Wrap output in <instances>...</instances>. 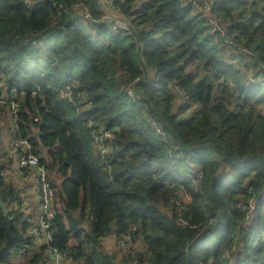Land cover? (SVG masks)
Returning <instances> with one entry per match:
<instances>
[{"label":"trees","instance_id":"1","mask_svg":"<svg viewBox=\"0 0 264 264\" xmlns=\"http://www.w3.org/2000/svg\"><path fill=\"white\" fill-rule=\"evenodd\" d=\"M114 1L126 33L95 0H0V113L55 193L36 250L4 141L0 199L16 207L0 208V264H51V251L63 264H264V0H214L225 37L201 0ZM110 234L130 243L120 258Z\"/></svg>","mask_w":264,"mask_h":264},{"label":"built area","instance_id":"2","mask_svg":"<svg viewBox=\"0 0 264 264\" xmlns=\"http://www.w3.org/2000/svg\"><path fill=\"white\" fill-rule=\"evenodd\" d=\"M98 3V7L101 13V21L106 23L108 30L111 34H119L126 33L130 29V20L127 17L121 16L116 11V4L114 0H95ZM195 2V1H194ZM214 0H201L198 2L197 10H200L203 14L207 16V24H208V32L210 35L214 36H226V31L224 27L219 23L217 18L213 15H210L211 5ZM75 5V4H74ZM90 15L88 13L83 14V20H89ZM225 42L228 45H233V42L230 39H225ZM250 55V53H248ZM159 79H156L158 82ZM138 80H134L131 82H124V86L128 96H130L133 100L136 101V96L134 95V86ZM187 97H185V100ZM17 106L16 104H12L11 106V114L16 119L17 117ZM151 126L161 136H164L163 131L157 125L156 122L151 121ZM95 140L98 141L99 149L102 153L107 150V145L103 143V140L110 141V134L105 132L102 133L100 137H94ZM9 147L12 150L17 151L19 153L18 156V169L21 171L27 170L28 172H32L34 183L36 185L37 197L39 200V212L33 221L31 234L35 237L36 241L40 239L44 240V243L51 241V234L48 229L51 225L55 217L53 200H54V192L51 187L48 173L46 169L39 164V158L32 153L31 142L28 139H10ZM110 236H114V234H110ZM104 240V239H103ZM102 240V241H103ZM119 248L122 250V253L130 250V243L127 241L118 242ZM50 259L52 260V264H63L64 258L63 256L56 252H49Z\"/></svg>","mask_w":264,"mask_h":264},{"label":"crops","instance_id":"3","mask_svg":"<svg viewBox=\"0 0 264 264\" xmlns=\"http://www.w3.org/2000/svg\"><path fill=\"white\" fill-rule=\"evenodd\" d=\"M10 131L13 130L12 122L9 126ZM8 129V130H9ZM36 132V131H35ZM9 159L5 158V170H4V180L15 185L19 190V203L20 209L27 216L31 217V221L36 218L39 212V200L37 197L36 185L34 183L32 172L21 173L17 166L18 156L15 153H11L8 156ZM14 204L9 206V209L14 208ZM16 207V206H15ZM40 241H35L34 247L39 250ZM103 247H105L107 252H110V248L115 249L117 246L116 239L113 236H108L104 238L102 242ZM52 264V260L50 259Z\"/></svg>","mask_w":264,"mask_h":264},{"label":"rangeland","instance_id":"4","mask_svg":"<svg viewBox=\"0 0 264 264\" xmlns=\"http://www.w3.org/2000/svg\"><path fill=\"white\" fill-rule=\"evenodd\" d=\"M81 24L83 26V28L85 30H87L88 28V23L86 20H81ZM243 62H246V58H243ZM192 113L191 109H187L185 112H183V118H186L187 116H189L190 114ZM10 124H11V118H10V115H9V112H8V107L6 106L5 109H3V111L0 113V161L2 162L1 160V155L3 153V150H4V141H6L7 139L9 140L10 139ZM9 129V130H8ZM55 191H57V189H55ZM27 220L30 221L31 220V217L30 216H27ZM114 248V247H113ZM113 248H110V252L108 253H116L117 257L120 258L121 254H122V251L120 248L118 247H115V249ZM105 249V247H104ZM64 263V262H63ZM67 264V263H66Z\"/></svg>","mask_w":264,"mask_h":264},{"label":"water","instance_id":"5","mask_svg":"<svg viewBox=\"0 0 264 264\" xmlns=\"http://www.w3.org/2000/svg\"><path fill=\"white\" fill-rule=\"evenodd\" d=\"M199 148L205 149L206 145H202ZM195 150H196L195 148H192L190 151L194 152ZM0 208H1V210L5 216H7L9 214V204L7 202H3L1 199H0ZM89 233H90V231H88V234Z\"/></svg>","mask_w":264,"mask_h":264},{"label":"clouds","instance_id":"6","mask_svg":"<svg viewBox=\"0 0 264 264\" xmlns=\"http://www.w3.org/2000/svg\"><path fill=\"white\" fill-rule=\"evenodd\" d=\"M52 189H53V188H52ZM53 192H54V191H53ZM54 197H55V193H54ZM9 210H10V209H9ZM34 220H35V219H34ZM34 220H33V221H34Z\"/></svg>","mask_w":264,"mask_h":264}]
</instances>
